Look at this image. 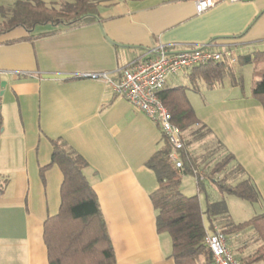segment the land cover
I'll return each instance as SVG.
<instances>
[{
	"label": "crops",
	"instance_id": "1",
	"mask_svg": "<svg viewBox=\"0 0 264 264\" xmlns=\"http://www.w3.org/2000/svg\"><path fill=\"white\" fill-rule=\"evenodd\" d=\"M17 1L0 0V7ZM194 2L100 0V19L93 23L42 26L33 40H25L23 29L0 35V180L7 179L0 191V264H49L44 222L59 210L63 175L53 166L43 181L40 168L50 164L51 140L57 138L88 162L85 174L98 195L116 264H175L170 236L157 231L150 196L158 182L147 167L164 145L162 130L90 75L116 73L158 45L175 51L210 45L215 51L230 50L238 61L264 49V0L222 1L203 14ZM225 62L239 84L237 63ZM203 83L187 70L169 78L167 86L186 87L191 101L190 93L199 92ZM235 90L231 87L220 103L205 101L203 108H194L211 134L192 142L188 151L209 166L216 153L220 158L234 154L232 164L243 168L241 177L252 180L263 202L264 149L258 145L264 139L257 128L260 122L264 131V111L251 93L242 96ZM183 139L188 142V135ZM240 237L227 238L229 246L247 255L249 245L234 243Z\"/></svg>",
	"mask_w": 264,
	"mask_h": 264
},
{
	"label": "trees",
	"instance_id": "2",
	"mask_svg": "<svg viewBox=\"0 0 264 264\" xmlns=\"http://www.w3.org/2000/svg\"><path fill=\"white\" fill-rule=\"evenodd\" d=\"M99 3L100 0H62V6L57 8L48 6L43 0H20L10 8L0 7L3 18L0 35L23 29L28 34L25 40H33L39 36L36 30L40 26L49 25L56 29L81 27L100 19ZM240 61L254 66L251 97L258 101L264 111V49L245 55ZM226 66L225 61L213 62L191 70L195 80H202L212 88L222 82ZM159 97L171 113L172 122L179 128L182 137L188 135L189 138L188 142L183 139L181 169L169 160L171 146L163 132V147L147 162V167L155 173L158 182L157 189L150 196L157 212V231L170 236L171 258L175 264H215L206 237L220 222L221 231L228 239L252 229L255 244L258 245L249 254H238L236 257L242 264H262L264 214L234 223L227 203L212 201L206 193L208 180L221 195L255 204L261 199L255 184L251 179L241 177L244 170L239 164H232L236 162V157L230 152L225 153L213 166L199 164V159L190 154L189 145L203 141L211 131L198 118L186 87L167 86ZM1 109L0 100V139L3 129ZM51 145V162L40 168V175L45 181L46 172L57 166L63 180L59 210L44 222L43 238L49 264H116V254L98 195L85 174L87 160L60 138L52 139ZM230 168H234V171H230ZM189 174L196 180L198 194L195 196H187L181 190L182 178ZM233 174L239 177L236 184L229 182ZM6 184L7 179L0 180V191ZM201 193L207 194L204 207L199 196Z\"/></svg>",
	"mask_w": 264,
	"mask_h": 264
},
{
	"label": "built area",
	"instance_id": "3",
	"mask_svg": "<svg viewBox=\"0 0 264 264\" xmlns=\"http://www.w3.org/2000/svg\"><path fill=\"white\" fill-rule=\"evenodd\" d=\"M222 1L235 4L246 0H195L196 12L203 14ZM223 61L233 65L238 60L230 50L215 51L210 45L179 51L173 50L171 46L158 45L149 50L144 58L129 63L116 73L104 72L91 74L90 77L105 82L116 95L125 98L158 124L171 146L169 160L181 169L180 155L184 149V140L159 94L167 87L169 78L199 66ZM206 244L213 254L215 264H242L232 252L220 227L215 226L214 231L207 235Z\"/></svg>",
	"mask_w": 264,
	"mask_h": 264
},
{
	"label": "rangeland",
	"instance_id": "4",
	"mask_svg": "<svg viewBox=\"0 0 264 264\" xmlns=\"http://www.w3.org/2000/svg\"><path fill=\"white\" fill-rule=\"evenodd\" d=\"M43 1L46 2L48 6H55L57 8H60L62 6V0H43ZM2 21H3V18L0 17V22ZM42 28L44 27L42 26L39 27L37 29V32H41L43 30ZM235 70H236L235 76L237 77V79H239V84L236 83V81L233 82V75L228 72V68L226 67L225 72H224L225 79L223 82L218 84L217 88L210 89L207 85L203 83L204 85L202 86V89L199 92L198 91L196 93L191 92L190 98H191L194 108L198 110L203 108L205 101L209 103L213 102V104H215V103H220L222 100H225V98L228 99L230 88L233 86L237 88V90H235V93H239L243 96V93L245 92V94L249 96L251 93V84H252V79H253L252 74H253L254 66L252 64L243 63L242 61L239 60L237 65L235 66ZM253 102H255L256 105L260 106L258 101L254 100ZM258 125L259 127L257 128V132H258L257 136H260V138L262 136V139H264V131H263V128L260 126V122H258ZM259 128L261 132L258 130ZM258 146L264 149V143ZM213 159H214L213 161L215 164L221 158L219 154H216L215 156H213ZM182 179H183L182 187H181L182 192L187 196L197 195L198 188H197L195 177L189 174V175H185ZM229 182L236 184L239 182V179L237 180L230 179ZM206 189H207L206 193L209 195L212 201H225L227 203L228 208H229V213L231 216V220L234 223H241L244 221H248L255 216L264 214V201L251 204V203H248L234 196L221 195L217 191V189L213 186V184L210 182L207 184ZM207 194L205 193L199 194L200 200L203 206H205V199H206L205 197ZM217 226L221 227L220 222L219 224H217ZM238 236H241L240 238H238L239 240L234 241V243L237 246L241 247L244 244H247L249 245L248 247L249 252H252L255 249L254 247L257 244H255V240H254L255 233L252 229H247L243 234L238 235ZM234 238L235 236H232L230 239L234 240ZM231 250L237 257L239 256L235 249L231 247Z\"/></svg>",
	"mask_w": 264,
	"mask_h": 264
},
{
	"label": "water",
	"instance_id": "5",
	"mask_svg": "<svg viewBox=\"0 0 264 264\" xmlns=\"http://www.w3.org/2000/svg\"><path fill=\"white\" fill-rule=\"evenodd\" d=\"M5 85H6L5 82L2 83V87H5ZM3 94H4V92L2 91V92H1V95H3Z\"/></svg>",
	"mask_w": 264,
	"mask_h": 264
}]
</instances>
